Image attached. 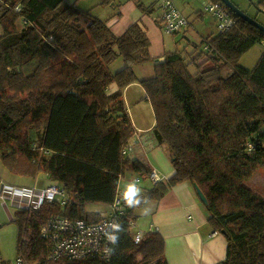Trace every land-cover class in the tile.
Wrapping results in <instances>:
<instances>
[{
    "label": "trees",
    "instance_id": "obj_1",
    "mask_svg": "<svg viewBox=\"0 0 264 264\" xmlns=\"http://www.w3.org/2000/svg\"><path fill=\"white\" fill-rule=\"evenodd\" d=\"M215 1L234 23L205 39L202 50L166 52L155 74L140 80L136 66L154 59L139 22L116 35L108 21L66 0H0V158L17 172L46 173L68 199L65 206L47 202L16 212L20 263L169 264L158 231L135 243L136 209L189 181L204 192L210 223L228 239L222 264H264V196L246 184L264 172V51L254 69L240 65L241 56L264 40V31ZM254 3L264 11V0ZM118 58L124 66L114 72ZM136 81L153 105V131L168 148L175 172L135 201L124 200L110 260H54L39 235L48 216L95 220L87 204L112 203L126 169L147 172L125 155L136 128L124 89Z\"/></svg>",
    "mask_w": 264,
    "mask_h": 264
},
{
    "label": "crops",
    "instance_id": "obj_2",
    "mask_svg": "<svg viewBox=\"0 0 264 264\" xmlns=\"http://www.w3.org/2000/svg\"><path fill=\"white\" fill-rule=\"evenodd\" d=\"M66 1L79 9L91 10L92 14L96 17L108 21V24L116 35L123 34L136 21L144 27L151 41L150 53L154 61L136 66L135 72L140 80L152 77L155 63L164 58L166 52L172 51L170 39L167 33H164L160 22L161 13L155 11V6L149 0H115L110 5H102L101 0ZM139 2L143 3V8L139 5ZM119 66L117 70L124 66V61ZM140 85L141 83L136 81L124 89V100H126V103L131 98L129 96L131 87H140ZM111 86V91L116 90V84H112ZM135 89L136 91L139 90V88ZM141 91L144 93L145 89ZM138 98L139 96H137ZM129 104L131 103L129 102ZM130 116L136 132L130 141L132 147L126 150L125 155L131 161L142 163L147 172L143 174L128 168L122 176L133 172L136 174L135 176L142 174L149 179L148 175L152 171H156L162 180L169 178L175 172V168L168 148L158 144V139L153 131L156 118L145 117L142 123L141 118H137L134 112L130 111ZM133 178H126L127 183L133 182ZM0 180L3 181L1 177ZM153 185L152 181H148L139 193H134L133 190L127 188L121 189L119 186L118 189L130 191L133 195L130 201H135V196H138L145 189L151 188ZM132 186L137 189L141 188L137 184H133ZM28 203L24 200L18 201L20 205L26 204L23 209L29 208ZM10 204L17 205V202H13V200L8 201V198L4 201L0 196V226L11 218ZM144 205L139 207L137 212L141 211L147 217L149 231H158L164 237L166 258L169 264H222L226 259L228 239L223 232L215 230L210 223V212L206 203L200 198L195 184L189 181L182 182L174 186L159 200L151 199ZM108 207L107 213L109 214L111 212L110 204H108ZM16 212L14 217L16 216ZM90 212H92L96 219L106 216L98 208ZM94 213H99L100 216L98 217ZM14 217L11 221H13Z\"/></svg>",
    "mask_w": 264,
    "mask_h": 264
},
{
    "label": "built area",
    "instance_id": "obj_3",
    "mask_svg": "<svg viewBox=\"0 0 264 264\" xmlns=\"http://www.w3.org/2000/svg\"><path fill=\"white\" fill-rule=\"evenodd\" d=\"M161 14L160 22L167 34H174L189 25L188 18L177 7L175 0H158ZM205 9L216 19L221 31L227 30L233 23L229 11L221 2L202 0ZM16 10H20L17 6ZM153 183L160 179L156 171L148 175ZM135 176L133 181H139ZM0 196L6 201L27 200L29 208L40 207L44 203L60 202L62 206L68 203L67 193L59 184L53 183L45 188L31 186H14L0 180ZM133 197L130 191H117L114 201L110 203L111 212L99 219L86 220L70 218L63 213H54L48 216L39 228L40 237L49 244V256L54 260H78L88 257H101L110 260L113 247L119 238L122 219L125 214L124 200ZM144 231H136L134 241L140 243L145 237Z\"/></svg>",
    "mask_w": 264,
    "mask_h": 264
},
{
    "label": "rangeland",
    "instance_id": "obj_4",
    "mask_svg": "<svg viewBox=\"0 0 264 264\" xmlns=\"http://www.w3.org/2000/svg\"><path fill=\"white\" fill-rule=\"evenodd\" d=\"M151 4L155 6V11L161 13L160 3L158 0H149ZM237 6L240 7L244 12H246L252 18H255L258 22L264 25V11H260L257 6L255 5L256 0H232ZM176 5L180 9V11L188 18L189 25L186 26L181 31L174 33V34H167L170 39V46L172 50L180 49V50H187L189 52L198 49L202 50L205 47V39L211 40L213 37L220 33V29L218 27L217 19L205 9L202 0H175ZM18 26L22 29L24 24L21 20L18 21ZM165 33V31H164ZM166 34V33H165ZM264 51V40L261 42H257L250 50L245 52L240 58V65L246 69L252 70L257 65L262 53ZM123 62L120 58L116 60L111 68L116 71L119 65ZM156 72L155 66L153 69L154 75ZM230 73V67L228 65H224L222 67V74L224 76H228ZM129 96L131 98L128 99L126 106L128 111L134 112L137 118H141L142 123L145 117L155 119L156 113L153 108L151 101L145 98V91L142 93L141 90H144L143 87H131ZM135 88H139L136 91ZM141 88V89H140ZM133 93V94H132ZM24 96L26 93H23ZM137 96L139 98L137 99ZM137 99V100H136ZM129 102L131 104H129ZM147 118V120H148ZM136 174L131 172L127 173V175L122 176L120 178L119 187L121 189H131L134 193H139L142 190V187L145 184L151 182V179H147L146 176L140 174L141 177L140 181L137 182H130L127 183V179H132L133 176ZM138 176V175H137ZM0 177L3 182L14 186H31L36 188H45L46 186L53 184L54 181L46 175V173H37L36 175L32 174H25L21 172L14 171L7 167L5 163L0 158ZM149 178V177H148ZM160 179H162L160 177ZM133 184H137L141 186L140 189L133 187ZM247 185L251 186L252 189L257 191L259 194L264 196V172L258 171L254 174V176L248 180L246 183ZM144 190V189H143ZM19 199H14L13 202H17L16 204H10V211H11V218L5 224H1L0 226V251L1 257L5 261L4 264H19V251L17 248L18 239H19V225L17 222L11 221L14 217V214L19 209L25 208L26 204L20 205L18 204ZM27 201L25 199H22ZM8 201H11L8 198ZM28 202V201H27ZM146 204V203H144ZM144 204H141L144 205ZM20 205V206H19ZM144 207H146L144 205ZM100 209L102 214L107 215V211L109 209L108 204L106 203H89L86 206V209L92 211L93 209ZM136 209V222L134 226V231H144L147 233L149 231V222L147 217H145L143 212H137ZM98 217L100 214L94 213ZM139 257H141L139 255ZM22 264H29V263H22Z\"/></svg>",
    "mask_w": 264,
    "mask_h": 264
},
{
    "label": "water",
    "instance_id": "obj_5",
    "mask_svg": "<svg viewBox=\"0 0 264 264\" xmlns=\"http://www.w3.org/2000/svg\"><path fill=\"white\" fill-rule=\"evenodd\" d=\"M225 4H227L236 14H238L239 16L243 17L244 19H246L247 21H249L250 23L254 24L255 26L259 27L261 30L264 31V25L261 24L260 22H258L255 18H252L251 16H249L246 12H244L242 9H240L239 6H237L232 0H222ZM164 58H161V60H163ZM195 187L197 189V192L200 196V198L207 203V197L204 194V192L201 190V188L199 187L198 184H195Z\"/></svg>",
    "mask_w": 264,
    "mask_h": 264
}]
</instances>
